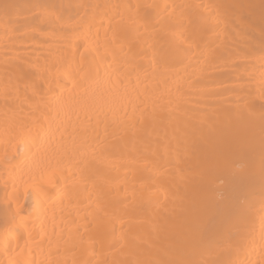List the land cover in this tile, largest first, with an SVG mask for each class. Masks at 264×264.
<instances>
[{"label":"bare ground","instance_id":"1","mask_svg":"<svg viewBox=\"0 0 264 264\" xmlns=\"http://www.w3.org/2000/svg\"><path fill=\"white\" fill-rule=\"evenodd\" d=\"M0 264H264V0H0Z\"/></svg>","mask_w":264,"mask_h":264},{"label":"snow or ice","instance_id":"2","mask_svg":"<svg viewBox=\"0 0 264 264\" xmlns=\"http://www.w3.org/2000/svg\"><path fill=\"white\" fill-rule=\"evenodd\" d=\"M43 179H44V177L41 176V181H43ZM33 186H34V188H35L36 191H38V192H40L42 194H46L45 189H44V186H43V184L40 181H37L35 183V185H33Z\"/></svg>","mask_w":264,"mask_h":264}]
</instances>
